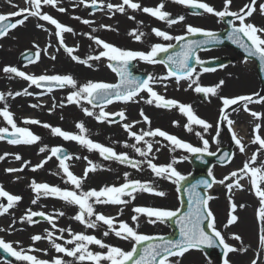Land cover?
I'll use <instances>...</instances> for the list:
<instances>
[{"label": "rangeland", "instance_id": "374dc122", "mask_svg": "<svg viewBox=\"0 0 264 264\" xmlns=\"http://www.w3.org/2000/svg\"><path fill=\"white\" fill-rule=\"evenodd\" d=\"M134 3H139L141 9L143 7H156L161 0H132ZM88 5L91 4V0H86ZM164 3L163 11L170 13V17L184 16V21L178 22L171 26L167 22L161 21L152 17L151 15L144 13L142 10H133L125 6V12L120 13L113 9L109 11L107 5L109 3L113 5H119L122 0H97V4L101 5V9L96 13H89L87 7L81 4L79 0H59L57 7H63L64 12L57 11L56 8L51 6H43L42 11L51 15L61 24L71 27L73 32L64 33V43L66 46L76 49L73 53L80 59H87L89 56H96L99 52L103 51V48L96 45L93 40L88 38V35L102 39L103 41L112 44L118 48L133 51H149L151 46L155 43H172L176 41H164L162 38L155 36L152 32L153 28L165 31L172 36L185 35L186 25H192L201 27L205 30L217 32L221 30V20L211 14L205 13L202 16H191L187 13L186 7L174 2V0H162ZM203 2L209 3L217 10H222L223 0H203ZM250 0H232L230 5L231 11H238ZM264 3V0H256V11L247 22L253 23L258 27H264V15H261L259 11V5ZM25 0H12L8 3V0H0V14H8L17 11L18 8L27 7ZM80 17L81 19H75ZM132 17V18H130ZM18 18H13V20ZM89 20L92 24H84L82 20ZM238 23V22H237ZM37 24L43 25L42 28H38ZM49 26H47V25ZM101 25L109 26L108 28L101 27ZM95 29V31H93ZM135 31L136 34L143 33L140 41H136L131 32ZM71 34L75 35V39L70 38ZM71 40L73 41L71 43ZM43 41L46 47L51 51L52 57L55 60H51L48 57V52L45 54V50L42 49ZM38 46L40 51V58L35 63L25 65L19 64L18 58L24 51H37ZM48 51V50H47ZM225 51L214 52H199L197 55L201 60L216 57L218 55H227L229 58H233V63L226 68L208 74L202 72L200 69H196V73H199L198 83L204 87H211L217 85L221 80L224 84L218 89L215 96L209 95L205 101H201L197 93L193 88H189V80H182L177 83L175 79L168 78L165 80L157 79L152 83V88L159 95L166 99H174L179 103L191 105L195 114L212 124L213 127L208 132H203V129L199 126H193V131L188 132L184 125L187 123L186 117H184L178 109L174 112L180 116L175 119L173 116L167 117L165 120L159 122L155 121L154 108L155 103L148 104L146 100L149 98L146 92L141 93L135 101L113 103L105 107V111L109 113H116L124 111L126 120L119 123H110L108 121L98 122L95 117L86 116L83 112V108H89L97 115L100 109H93L91 105L86 101H81L80 105L69 104L67 102V96L70 92L76 90L66 86L64 89L54 91H41L35 85L29 86V83L22 78L16 77L12 74H5L2 69L5 66H14L19 70L24 71L30 75H71L75 77L71 72L57 70L56 66L62 61L59 60L64 55L68 60H72L71 57L64 51L59 45V41L55 36V27L48 24L46 21H40L36 17H30L21 26L11 30V32L4 38H0V79L4 77L7 81V86L3 87L0 84V93L4 94L5 99L0 101V109H3L5 105L9 111L13 114V118L18 127L28 128L34 135L40 137V140L32 145L24 144H9L4 140H0V156H4L3 160H0V187L12 195H18L22 199L9 209L8 213L0 215V238L6 242L12 243L13 247L17 250L23 248L26 252L28 249H36L37 251L28 252L30 255H35L39 259L51 261L57 256H62L55 252V249L51 246L47 239L33 242L31 237L33 235H46V230L52 231L54 236H62L63 239L56 242L64 244V241L71 238L68 229H71L73 233H84L87 235H93L98 239H101L104 243L111 246L120 247L125 250L131 249V242L127 240H121L116 237L114 233H110L108 236H104V232L107 230L106 225H100L95 229L86 228L73 217L79 211L75 205L66 204L64 201L55 197L41 196L36 204L32 203V200L36 198V194L31 190V183H47L50 186H57L61 189L76 190V191H88L91 189L99 190L105 186H120L125 182L124 173H128L130 180H140L141 182H149L158 191H163L166 195L156 196L154 194L138 192L134 193L135 199L130 197H124L131 202L126 205H94L96 212L102 213L106 216H112L116 219L118 227L119 221L127 222L130 226L136 228V230L142 234L147 235H168L170 233L169 227L165 223L149 224L148 217L141 215L137 222L132 221V216L136 215L133 209L135 207H151L159 209L176 210L179 209V199L177 196L176 186L170 181L157 178L147 167L146 164L141 165L142 170H137L127 164H120L114 160L103 159L98 152L88 151L87 148L82 147L75 141H66L62 137L54 136L51 133V128L43 127V124H48L51 127H59L63 131H67L73 134H79V129L76 128L77 122H82L87 129L85 135L96 143H100L106 147H111L117 153H126L130 159L136 161H143L145 158L140 157L132 147H126L125 145L136 144L137 147L144 148L143 142L137 143L134 138L130 137L122 127L123 124H134L131 129L133 132L140 134L142 131H148L150 129H161L171 135H175L179 139L191 143L193 146L202 147V141L196 136V132H201L205 139L209 140V150L217 152L222 147H229L232 141V133L229 132L228 124L226 121L219 120V110L222 105L221 97L234 98L237 96H248L254 93L261 92L260 83L257 77L254 63L250 62L248 65L234 54ZM64 54V55H63ZM10 57V62L8 61ZM73 61V60H72ZM109 61L106 58L100 60H89L88 64L93 67L94 65H102L104 72L109 75L106 80H95L92 82H106L114 84L116 81V75L108 68ZM138 67L144 70L148 75L155 78L167 76V72L164 67L159 64H148L145 62H138ZM89 68V66H88ZM196 73L193 75V79L196 78ZM75 79V78H74ZM76 80V79H75ZM27 89L28 92L33 95L44 94L49 95L48 99H38L26 101L24 96H14L16 92H24ZM12 93L13 95H9ZM45 96V97H46ZM219 96V97H218ZM46 102V104H42ZM31 105H37L32 107ZM235 110H231L228 114L230 120H232L231 113L238 119H241L237 124V128H242L244 124L249 125L245 130V135L239 133L236 135L241 139L245 146V152H239L236 145L233 147V155L231 163L225 167L213 166L211 168L213 176L216 180L223 179L230 172L242 167L243 162L251 157V155L257 151L258 145L253 144L255 135H260L264 139V102L252 103L248 105L249 111H244L243 104L236 105ZM21 109H26L27 112H21ZM141 110L149 117L150 124L144 122L140 115ZM171 110V109H169ZM208 112V116L204 118L203 113ZM260 113V118L256 119L251 116L250 112ZM111 116L109 119L112 120ZM119 118V117H118ZM26 119H35L40 121V124H25ZM177 122L175 125L173 122ZM233 121V120H232ZM236 121V120H235ZM220 123V135H216V125ZM234 122V121H233ZM250 124H247V123ZM259 124L260 129L256 132L253 131L255 126ZM0 127H8L11 131V127L0 117ZM213 137H216V142H213ZM146 140L153 141V152L151 156H155L154 163L163 165L170 163L173 157L180 159L187 156V160H180L175 165L177 170L185 175H190L193 171L189 163V158L192 154L186 153L183 150L177 149L174 152H170L168 149L170 145L162 138L146 137ZM159 140L160 144H156L154 141ZM45 147L44 152H40V148ZM52 147H61L70 153V159L66 161L69 165L70 171L77 177H84L85 168L89 167V161L97 165V170L88 174L83 179L81 189H75L73 185L66 183V177H64L62 170L59 168V162L54 157L47 160L42 168H38L35 171L32 169L41 161L47 159L50 156V149ZM159 147L160 151L156 152L155 149ZM7 154V155H5ZM16 155L21 157V160H16ZM77 157H79L77 159ZM258 161H264V155L257 153ZM87 158V159H85ZM24 162H28L26 165ZM256 166H259L257 164ZM23 167V171L18 172H6V169ZM227 183V181H226ZM243 185V190L238 191L233 189L231 193L228 192L224 185L219 183L215 184V189L209 193V196L214 197L209 201V207L214 213L216 228L221 232L225 238L226 243L229 245L240 248H247L246 252H234L230 253L227 257L230 264H251L253 259L257 260V264H264V250H260L258 240L249 238L245 230L241 228L235 222L228 228H224L223 225L227 222L229 213V199L237 205L234 215L238 217V222L241 218L239 214L245 206H248L249 211L256 212L259 207V200L251 190V186L248 178H244L240 181ZM241 196L242 202H235L234 198ZM238 196V197H239ZM240 202V203H239ZM0 203L7 205L6 198L0 197ZM243 204L244 207H239ZM122 209V212H121ZM238 209V213L236 212ZM44 212L54 217V223L56 228H53L51 224L45 221L42 217H33L34 221L38 223L29 224L27 220L21 222V217L26 216L28 211ZM63 212L64 215L60 216L58 213ZM94 219V217L92 218ZM258 230L261 225L258 224ZM58 229H64L61 233ZM259 232V231H258ZM239 235L241 240L233 239V235ZM71 247V245H68ZM90 250L106 251V249H100L96 245H89ZM66 261H70L71 257H63ZM173 261L179 260V264H223L218 263L216 260L205 256L202 252L196 250H190L185 253L183 257H171ZM0 264H7L0 259ZM12 264H25V262L17 261Z\"/></svg>", "mask_w": 264, "mask_h": 264}, {"label": "snow or ice", "instance_id": "6c2138e0", "mask_svg": "<svg viewBox=\"0 0 264 264\" xmlns=\"http://www.w3.org/2000/svg\"><path fill=\"white\" fill-rule=\"evenodd\" d=\"M11 2L12 0H8V3ZM79 2L84 4L86 7L89 6L86 0H79ZM102 2L103 0H101V3ZM174 2L193 10H202L203 13L211 14L220 20L231 17L232 19L227 21L230 30L227 32L226 38L243 50L246 54V60L247 58L257 59L261 65V70L264 71V27H258L253 23L247 22L248 18L256 11V0H250L249 3H246L238 11L230 10L232 0H223L222 10H217L209 3L203 2V0H174ZM25 3L28 5L27 7L18 8L17 11L8 14H0V38H4L11 32V30L23 25L29 17H36L40 21H46L48 24L55 27V36L59 41L60 47L64 49L73 61L91 67V65L88 64L89 60H100L101 58H106L110 62L108 66L120 77L119 83L112 84L89 81L77 87V82L71 75H30L14 66L3 67L2 71L5 74H12L16 77L22 78L29 83V86L35 85L37 88L48 86V91H51L52 87L64 88L68 86L76 89L70 92L67 96V102L69 104L80 105V102L83 100L86 101L87 104L91 105L93 109L99 108L100 111L98 115L94 111L89 110V108H83V112L86 116L95 117L98 122H117L110 120L109 118L111 116H118L121 121L126 120L124 111L109 113L104 110L105 107L112 104L114 101H122L125 103L135 101L141 93L146 92L149 97L146 100V103H155L157 108L178 109L179 112L187 119V123L184 125V128L188 132L193 131V126H199L205 133L213 127L212 124L198 117L193 111L191 105L179 103L174 99H166L154 91L151 85L157 79L165 80L175 77L177 83H179L182 79L189 80L190 83L188 87L193 88V85H195L193 90L196 93L203 94L205 98L209 95L215 96L218 89L224 84V81L221 80L217 85L211 87L201 86L198 83L199 73H196L195 66H201L202 72L215 71L214 68L204 67L205 61L200 59L197 52L200 50H207L206 46L208 45H218L223 43L220 35L216 32L205 30L201 27L186 25L185 35L172 36L165 31L153 28L152 32L155 36L168 42L176 41L177 45H179L180 50L178 52H173L171 55H167L165 59H158V57L162 53L167 54L169 49L174 48L175 45L172 43H155L147 52L133 51L118 48L103 41L102 39L91 36L90 34H85L88 35V38L93 40L96 45L102 47L103 51L99 52L96 56H89L87 59H80L77 55L73 54L76 49L67 47L64 43L63 34L71 33L73 32V29L61 24L51 15L42 11L43 6H51L56 8L59 12H64L65 9L63 7H57L59 0H25ZM90 6L93 8L97 7V0H91ZM125 6L133 10H142L144 13H147L158 20L166 21L169 26L184 21L185 19L184 16L170 19V13L162 10L164 8L163 2L154 8L143 7L141 9V5L139 3H134L132 0H122V3L119 5L109 3L107 8L109 11L115 9L117 12L124 13ZM259 11L261 15H264V3L259 5ZM194 14L200 13L194 12ZM15 17L20 18L13 20ZM75 19L79 20L81 18L75 17ZM81 22L84 24L91 23V21L86 19ZM37 27L42 28L43 25L37 24ZM101 27L108 28L109 26L101 25ZM93 31H95V29H93ZM130 35H133L136 41H140L144 34H136V32L133 31ZM197 35L204 38L199 40H186L187 36ZM34 47L37 48L35 54L33 55L29 53L24 57L28 63H35L40 58L38 46L34 45ZM46 52L47 50L45 49V54ZM52 59H55V57L53 56ZM136 60L143 61L148 64H164V66L168 68L167 76L155 78L150 75L147 79L143 80L132 76L128 69L130 63ZM190 61H193L194 63L190 64ZM194 73H196L195 79H193ZM9 95L13 94L9 93ZM20 95H32V93L25 89L23 93L16 92L14 94V96ZM4 99V94L0 93V101H3ZM221 100L223 107L219 110V120L227 122L229 126L228 130L232 133V141L238 147L239 152L244 153L245 146L243 145L241 139L238 138L232 131L231 125L233 124V121L228 118L226 110L232 106L243 104L244 111H249L248 105L252 103L264 102V95L254 93L252 95L237 96L234 98L221 97ZM31 106L37 107V105ZM250 114L256 119H259L261 115L260 113L254 111L250 112ZM140 115L145 123H151L149 117L144 114L143 110H141ZM0 117H2L7 125L11 127V131H9L8 127H0V140L7 137V142L13 145H32L40 140V137L34 135L28 128L17 126L13 118V114L9 111L6 105L3 109H0ZM23 123L40 124V121L35 119H26ZM135 123L137 122H133V124L125 123L122 127L125 132H127L130 137L134 138L137 143L143 142L145 147H137L136 144L125 146L134 148L135 152L140 157L145 158L143 161L132 160L126 153H117L113 148L106 147L87 138L85 135L87 129L82 122H77L75 125L76 128L79 129V134L63 131L59 127H51L48 124H43V127L51 128V133L54 136L62 137L66 141H75L82 147L87 148L90 152H98L105 160H114L120 164H127L137 170H142L141 165L146 164L155 177L168 180L175 185L177 192L181 191L182 182L187 180V176L181 174L175 165L179 163L180 160H187L188 157L184 156L180 159L173 157L170 163L158 165L153 162L155 160V156H151V158H149L150 154L153 152V141L146 140V137H159L164 141H167L170 145L168 149L170 152L180 149L186 153L195 154L198 158L203 155H216L215 152L209 150V140L205 139L201 132L195 133L202 141V147H197L159 128L142 131L140 134H137L131 130ZM176 123L177 122L175 121L173 122L174 125ZM259 129L260 125L257 124L253 131L256 132ZM216 135H220L219 122L216 125ZM154 142L156 144H160L159 140H155ZM213 142H216V137H213ZM251 142L253 144H257L259 147L249 159L243 162L242 167L230 172L227 176L220 180H216L213 176L212 170L209 169L208 176L211 177V180L202 179L197 183L191 184L189 187L183 188V192L187 196V211L183 214L179 213V209L169 210L151 207H135L133 209L136 215H133L131 219L133 222H137V225L138 218L141 215L148 217L149 224H156L158 222H174L179 228L178 239H169L160 235L142 234L138 232L136 228L130 226L124 221H119L117 227V221L114 217L96 212L94 205H126L131 201L124 199V197H130L134 200L136 198L134 193L138 192L154 194L161 197L166 195L163 191L156 190L151 183L141 182L140 180H130L128 173H124L125 182L123 184L120 186H105L99 190H68L61 189L57 186H50L47 183H36L35 181L31 183L30 187L32 192L36 194V198L32 200L33 204H36L37 200L41 196H51L59 198L66 204L75 205L78 207L79 211L73 217L74 220L89 229H95L101 224L106 225L107 230L104 232V236L114 233V235L121 240L131 242L130 250L106 244L101 239H98L93 235L73 233L71 229H68L71 238L64 241V244L56 242L57 240L63 239L62 236H54V233L48 230H46L45 236L33 235L31 237L33 242L47 239L51 246L55 249V252L62 254V256H57L51 261L42 260L35 255L28 254V252L37 251L36 249H28L27 252L23 248L17 250L13 247L12 243L6 242L2 238H0V249H2L9 256L14 257L17 261L25 262V264H179V260L173 261L170 258L183 257V255L190 250H199L203 247L219 246L222 248L223 256L225 257L223 264H230V261L227 258L230 253L238 251L246 252L247 248H236L226 243L225 238L216 228L215 216L209 207V201L214 197L207 195L206 190L212 188L213 185L217 183L224 185L229 193H231L234 188L242 190L243 185L240 181L247 177L252 192L259 200V207L256 210V219L258 224L261 225L258 235V244L260 250H264V161H258L257 157V153L264 155V139L257 134ZM45 150V147L40 148V152H44ZM155 151L159 152L160 148L157 147ZM52 157H55L59 161L58 166L62 170L64 177H66V183L73 185L77 190L81 189L83 179L86 178L89 173L97 170V165L89 161V167L84 170V177H77L72 171H70L69 165L66 163V161L71 157L64 153V150L61 147H52L50 149V156L37 164L32 170L35 171L38 168H42L44 164L47 163V160ZM78 158L79 157H77V159ZM3 159L4 156H0V160ZM15 159L21 160V157L16 155ZM219 159L222 163H231L232 156L231 154L225 152ZM24 163L26 165L28 162ZM257 164H259V166H256ZM23 170V167L20 169L9 168L6 169V172L11 173ZM200 187L205 189V194H202L197 190ZM0 197L6 198L7 200V205L0 203V215L8 213L9 209L22 199L18 195L8 193L2 187H0ZM239 207L242 208L244 205L241 204ZM236 208L237 205L229 199V213L227 222L223 225L224 228H228L238 221V217L234 215ZM58 215L62 216L64 213L60 212ZM33 217H42L45 221L51 224L53 228H56L54 217L44 212L29 210L26 216L21 217V222L27 220L29 224L38 223V221L33 220ZM93 217L94 219H92ZM205 225L207 231L205 230ZM0 231H3V229H0ZM58 231L63 233L65 230L58 229ZM232 238L241 240V237L236 234H234ZM68 245H71V247H68ZM89 245H96L100 249H106V251L94 252L90 250ZM63 257H71L72 259L70 261H66ZM251 264H257V260L253 259Z\"/></svg>", "mask_w": 264, "mask_h": 264}, {"label": "bare ground", "instance_id": "6f19581e", "mask_svg": "<svg viewBox=\"0 0 264 264\" xmlns=\"http://www.w3.org/2000/svg\"><path fill=\"white\" fill-rule=\"evenodd\" d=\"M90 24H92V22ZM47 26H49V25H47ZM70 38L75 39L76 37H75V35L71 34ZM72 42L73 41L71 40V43ZM42 49L48 50L47 51L48 54H49L48 57L51 56L50 59L53 60V61L55 60V59H52L51 51L48 49V47H46V44H45L44 41L42 43ZM8 58H9L8 61L10 62V57H8ZM61 59H62V61L59 63V65L56 66V69L57 70H62V71H67V72H71L75 76L74 78L76 79L77 87H79L80 85H83V84H85V83H87L89 81H92V80L95 81V80H106V79H108L109 75H107L104 72V67L102 65H100V64L99 65H94L93 67H89L88 68V66L85 65V64H81V63H77L76 61L68 60L65 55L63 57H61L59 60H61ZM0 84L3 85V87L7 86V81H6V79L4 77H2L0 79ZM20 96H24V99L26 101H29V100L34 101V100H38L39 98L41 99V97H42L40 95H37V96L36 95H33V96L32 95H20ZM42 104H46V102H44ZM236 107L237 106L235 105V106H232L231 108L227 109L226 110L227 114H229L230 111L232 109L236 108ZM174 110H175V108L169 110V109H164V108H157L155 106V108H154L155 121L159 122V121L165 120L167 117H171V116H173L175 119L180 118V116L178 114H176L174 112H170V111H174ZM21 112L25 113V112H27V110L26 109H21ZM208 114L209 113L206 111L202 115H203L204 118H206V117H209ZM231 116H232L231 117L232 120L234 121L233 124L231 125L232 131L236 135H238L239 133H241L242 135H245V130L248 129L249 125L244 124L242 126V128H237V124H240L239 121L241 119H238L236 116H233V113H231ZM229 117H230V115H229ZM247 124H250V123L248 122ZM214 189H215V187H214ZM234 189H236V188H234ZM236 190H238L240 192L243 189L242 190L241 189H236ZM238 196L234 198L235 202H237V203H238V201L242 202L243 198H241V196H239V197ZM249 209L250 208L248 206H245V208L239 213L241 215V218H240L239 222L237 221V224L239 226H241V228L243 230L246 231V233L248 234V236H249V238L251 240H252V238H255V239L258 240V235H259L258 226L259 225H258V222H257V219H256V212H254V211L250 212ZM236 212L238 213V209H237Z\"/></svg>", "mask_w": 264, "mask_h": 264}, {"label": "water", "instance_id": "95a60500", "mask_svg": "<svg viewBox=\"0 0 264 264\" xmlns=\"http://www.w3.org/2000/svg\"><path fill=\"white\" fill-rule=\"evenodd\" d=\"M189 11L191 13H194V12L195 13H200L201 10H193V9L190 8ZM229 19H231V18L228 17L225 20V23L228 26V28H229V25H228L227 21ZM220 37L223 40V43L218 44V45H212V46H221L222 45V46L225 47L226 45H229V46L233 47L238 53H240L241 55H243V56L246 57V54L243 52L242 49H240L239 47H237L235 44H231L229 42V40L226 38L227 37V32H225L222 35H220ZM187 39L199 40V39H202V36H199L198 35V36H195V37L186 38V40ZM184 42H186V41H184ZM181 43H183V42H181ZM176 47H175V49H172L173 51H170L167 54L162 53L158 57V59H165L167 55H171L173 52H178L180 50L179 45H177ZM206 48H207V46H206ZM24 57L25 56H23V58H21L22 61H26V60H24ZM250 59H255V58H250ZM255 60L259 64V68H260L259 69V75H260V80H261V83H262V86H263V90H264V71L261 70V65H260L259 61L257 59H255ZM113 63H115V62H113ZM191 63H194V62L193 61H190V64ZM220 63L221 62H219L217 64H212L211 66L220 65ZM222 63L225 64L226 62L223 61ZM133 69H134V67H133V64L131 62L130 65H129V69L128 70L132 74V76L138 77L141 80H143V79L146 78L144 75H138V76H136L134 74ZM119 79H120V77H119ZM225 152L231 154V150L230 149H222L219 152V154L216 155V156L203 155L202 157L198 158L197 155H194L191 158V163H192V166H193L194 170L196 171V173L193 174V175H191L190 177H188L186 181L182 182L181 191L178 192L179 193V196H180V202H181V208L179 210V213L180 214H183L184 212L187 211V196L184 194L183 188L184 187H189L191 184L197 183L198 181H200L202 179H208V180H210L209 177L207 176V172H208L209 168L211 167V165L213 163H216V164H219V165H225V164H227V163H222L220 161V159H219ZM64 153H66V152L64 151ZM197 190L199 192H201L202 194H205L204 193L205 189L203 187H200ZM168 224H169V226H170V228L172 230V234L170 236L165 237V238L178 239L179 238V228L176 226V224L174 222H168ZM205 230L207 231L206 225H205ZM201 250H203L207 255L214 256L218 260H222V258H223L222 248L219 247V246H216V247H203ZM0 256L4 260H6L7 262H10L12 260V258L7 253H5L2 249H0Z\"/></svg>", "mask_w": 264, "mask_h": 264}]
</instances>
